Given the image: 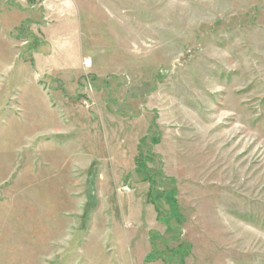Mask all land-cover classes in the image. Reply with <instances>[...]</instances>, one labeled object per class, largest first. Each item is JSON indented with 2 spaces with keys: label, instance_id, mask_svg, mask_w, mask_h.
Returning <instances> with one entry per match:
<instances>
[{
  "label": "rangeland",
  "instance_id": "1",
  "mask_svg": "<svg viewBox=\"0 0 264 264\" xmlns=\"http://www.w3.org/2000/svg\"><path fill=\"white\" fill-rule=\"evenodd\" d=\"M0 264H264V0H0Z\"/></svg>",
  "mask_w": 264,
  "mask_h": 264
},
{
  "label": "crops",
  "instance_id": "2",
  "mask_svg": "<svg viewBox=\"0 0 264 264\" xmlns=\"http://www.w3.org/2000/svg\"><path fill=\"white\" fill-rule=\"evenodd\" d=\"M51 56H52V55H51ZM46 58H47V57H46ZM49 58H50V57H49ZM49 58L44 59V61H41V62H42V66H43V65H52V64H49V63H48L49 60H52V59H49ZM32 59H33V58H31V61H32ZM48 59H49V60H48ZM36 62L38 63V61H36ZM33 63H34V61H33ZM58 65H68V63H61V64H60V63H58V64L54 63L52 66H53V67H56V66H58Z\"/></svg>",
  "mask_w": 264,
  "mask_h": 264
},
{
  "label": "trees",
  "instance_id": "3",
  "mask_svg": "<svg viewBox=\"0 0 264 264\" xmlns=\"http://www.w3.org/2000/svg\"><path fill=\"white\" fill-rule=\"evenodd\" d=\"M152 201V200H151ZM162 221V220H161Z\"/></svg>",
  "mask_w": 264,
  "mask_h": 264
}]
</instances>
